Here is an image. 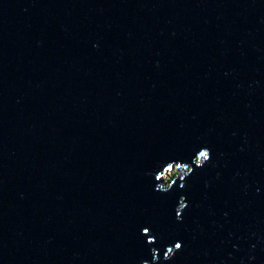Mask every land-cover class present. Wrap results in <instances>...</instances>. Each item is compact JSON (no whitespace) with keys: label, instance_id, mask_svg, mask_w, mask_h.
<instances>
[{"label":"water","instance_id":"water-1","mask_svg":"<svg viewBox=\"0 0 264 264\" xmlns=\"http://www.w3.org/2000/svg\"><path fill=\"white\" fill-rule=\"evenodd\" d=\"M146 262L264 264V0H0V264Z\"/></svg>","mask_w":264,"mask_h":264},{"label":"rangeland","instance_id":"rangeland-1","mask_svg":"<svg viewBox=\"0 0 264 264\" xmlns=\"http://www.w3.org/2000/svg\"><path fill=\"white\" fill-rule=\"evenodd\" d=\"M182 173H183V169H180L178 166H176V170H167V172L163 175L164 178L163 186L164 187L169 186L171 183V179Z\"/></svg>","mask_w":264,"mask_h":264},{"label":"clouds","instance_id":"clouds-1","mask_svg":"<svg viewBox=\"0 0 264 264\" xmlns=\"http://www.w3.org/2000/svg\"><path fill=\"white\" fill-rule=\"evenodd\" d=\"M181 247V243L180 242H177L176 244H175V251L177 250V249H179ZM169 249H171V252H172V255L175 253V251H172V247L170 246V247H168V250L167 251H169ZM172 255L171 256H167L166 254H165V258L166 259H170L171 257H172ZM146 264H147V262H146Z\"/></svg>","mask_w":264,"mask_h":264},{"label":"snow or ice","instance_id":"snow-or-ice-1","mask_svg":"<svg viewBox=\"0 0 264 264\" xmlns=\"http://www.w3.org/2000/svg\"><path fill=\"white\" fill-rule=\"evenodd\" d=\"M202 155H204V154L202 153ZM145 231L147 232V231H148V229H145ZM169 252H171V249H169Z\"/></svg>","mask_w":264,"mask_h":264}]
</instances>
